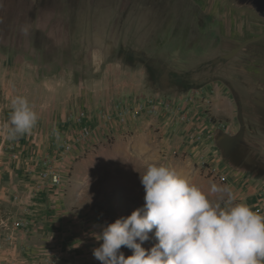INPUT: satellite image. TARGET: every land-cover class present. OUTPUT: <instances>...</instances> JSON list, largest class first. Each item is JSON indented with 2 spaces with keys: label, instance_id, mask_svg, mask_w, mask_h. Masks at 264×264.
Returning a JSON list of instances; mask_svg holds the SVG:
<instances>
[{
  "label": "rangeland",
  "instance_id": "obj_1",
  "mask_svg": "<svg viewBox=\"0 0 264 264\" xmlns=\"http://www.w3.org/2000/svg\"><path fill=\"white\" fill-rule=\"evenodd\" d=\"M179 45L173 38L170 54L151 49L139 61L113 57L102 66L106 52L93 50L90 63L84 53L68 68L71 81L0 62V264H101L92 254L102 243L96 236L143 206L140 174L150 164L176 171L222 208L244 203L264 215V132L249 131L242 115L202 106L193 84L182 94ZM16 96L28 99L38 121L12 140ZM205 117L235 123L215 128L206 142L208 133L198 135L193 124ZM250 158L255 174L242 166ZM254 182L257 191L242 196ZM213 183L231 198L210 193ZM154 232L146 250L158 242Z\"/></svg>",
  "mask_w": 264,
  "mask_h": 264
},
{
  "label": "flooded vegetation",
  "instance_id": "obj_2",
  "mask_svg": "<svg viewBox=\"0 0 264 264\" xmlns=\"http://www.w3.org/2000/svg\"><path fill=\"white\" fill-rule=\"evenodd\" d=\"M210 7V0H0V62L71 81L79 55L90 63L99 48L102 66L168 51L173 38L184 45Z\"/></svg>",
  "mask_w": 264,
  "mask_h": 264
},
{
  "label": "clouds",
  "instance_id": "obj_3",
  "mask_svg": "<svg viewBox=\"0 0 264 264\" xmlns=\"http://www.w3.org/2000/svg\"><path fill=\"white\" fill-rule=\"evenodd\" d=\"M37 121L28 99L16 96L8 139L29 134ZM140 181L143 206L96 236L102 243L92 254L101 264H264V215L244 203L222 208L164 165H148ZM210 193L231 198L228 187L215 183ZM153 229L158 242L146 250ZM122 247L132 255L125 257Z\"/></svg>",
  "mask_w": 264,
  "mask_h": 264
},
{
  "label": "crops",
  "instance_id": "obj_4",
  "mask_svg": "<svg viewBox=\"0 0 264 264\" xmlns=\"http://www.w3.org/2000/svg\"><path fill=\"white\" fill-rule=\"evenodd\" d=\"M210 1L211 7L201 17L194 39L179 45V56L184 57L177 66L184 83L180 90L187 95L188 84H193L205 98L202 106L210 103L212 112L231 119L242 115L244 121L252 124L249 131L264 132V0ZM175 48L170 46L167 52L170 54ZM171 67L167 65L169 70ZM234 123L231 120L225 125L228 129ZM193 124L198 135L208 133L206 142L212 139L215 128L225 126L211 124L207 117ZM254 160H244L243 169L255 174ZM248 187L257 191L254 182L241 191L242 196L253 195L248 194ZM258 204L257 200L252 205Z\"/></svg>",
  "mask_w": 264,
  "mask_h": 264
},
{
  "label": "built area",
  "instance_id": "obj_5",
  "mask_svg": "<svg viewBox=\"0 0 264 264\" xmlns=\"http://www.w3.org/2000/svg\"><path fill=\"white\" fill-rule=\"evenodd\" d=\"M5 141V140H4ZM54 178H56V177H54Z\"/></svg>",
  "mask_w": 264,
  "mask_h": 264
}]
</instances>
